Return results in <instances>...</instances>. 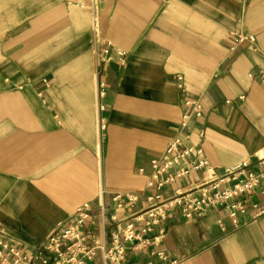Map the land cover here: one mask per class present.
Instances as JSON below:
<instances>
[{
	"label": "crops",
	"instance_id": "0c3cea01",
	"mask_svg": "<svg viewBox=\"0 0 264 264\" xmlns=\"http://www.w3.org/2000/svg\"><path fill=\"white\" fill-rule=\"evenodd\" d=\"M79 1L0 0V225L30 246L100 196L129 214L112 197L138 193V169L176 136L217 169L264 149V0H102L96 40ZM196 98L204 118L182 130ZM204 218L169 222L171 257L264 264V214L227 232Z\"/></svg>",
	"mask_w": 264,
	"mask_h": 264
},
{
	"label": "built area",
	"instance_id": "2783aa9c",
	"mask_svg": "<svg viewBox=\"0 0 264 264\" xmlns=\"http://www.w3.org/2000/svg\"><path fill=\"white\" fill-rule=\"evenodd\" d=\"M78 4L91 11L96 40L97 16L103 1L81 0ZM231 36L236 44L255 40L242 31L231 32ZM109 46L104 50L105 62L111 59ZM124 59L123 54H118L120 62ZM260 80L264 85V72ZM104 95L105 85L99 83L98 98ZM187 105L190 112L182 117V130L190 129L191 118H204L199 98ZM99 109L103 106L99 105ZM99 126L101 130L105 128L101 119ZM188 139L186 133L172 138L149 166L138 169L146 176L138 193L112 197L116 210L129 208V214H109L100 196L94 214L88 203L79 206L73 219L55 226L39 246L23 243L0 225V264H186L191 253L171 257L162 246L169 222L214 215L220 231L227 232L239 228L243 217L263 215L264 149L239 164L217 169L203 148L188 143ZM203 170L210 173L208 178L189 181L194 173Z\"/></svg>",
	"mask_w": 264,
	"mask_h": 264
},
{
	"label": "rangeland",
	"instance_id": "374dc122",
	"mask_svg": "<svg viewBox=\"0 0 264 264\" xmlns=\"http://www.w3.org/2000/svg\"><path fill=\"white\" fill-rule=\"evenodd\" d=\"M212 220L214 221V224H216V226H218V224H217V218L214 215L206 216L203 219V222L207 223V222L212 221Z\"/></svg>",
	"mask_w": 264,
	"mask_h": 264
}]
</instances>
